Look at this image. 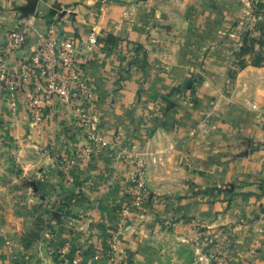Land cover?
<instances>
[{
	"label": "crops",
	"instance_id": "crops-1",
	"mask_svg": "<svg viewBox=\"0 0 264 264\" xmlns=\"http://www.w3.org/2000/svg\"><path fill=\"white\" fill-rule=\"evenodd\" d=\"M232 4L0 0V56H6L8 71L32 53L38 34L52 22L75 41L77 75L93 90L87 109L101 138L84 158L86 130L68 107L53 97L36 122L19 98L13 114L0 81V168L10 153L16 166L32 175V199L43 204L45 223L40 239L23 249L15 228L1 219L0 264H70L74 256L82 264H156L160 256L148 222L176 218L175 230L182 234L202 213L211 215L209 226L230 235L236 263L264 264V66L245 67L235 78L242 86L246 76L255 77L249 80L256 87L253 97H229L231 105L202 108L200 90L193 94L200 97L198 104L190 102L192 92L185 93L198 69L185 64L175 36L186 24L218 21L215 15H225ZM248 4L243 0L235 7L245 6L246 12ZM13 29L26 41L11 53ZM92 37L96 41L90 45ZM208 67L204 84H215L219 75ZM250 100L255 107L248 106ZM66 159L75 164L67 168ZM136 160L145 164L147 194L155 202L130 210L122 224ZM112 233L116 239L110 247ZM62 246L66 252L59 256ZM9 251L12 262L6 258ZM95 251L101 253L98 258Z\"/></svg>",
	"mask_w": 264,
	"mask_h": 264
},
{
	"label": "rangeland",
	"instance_id": "rangeland-1",
	"mask_svg": "<svg viewBox=\"0 0 264 264\" xmlns=\"http://www.w3.org/2000/svg\"><path fill=\"white\" fill-rule=\"evenodd\" d=\"M232 3L230 8H226L225 15H215L218 21L189 23L186 24L188 27H183L181 33L176 32L175 35L180 41L179 50L185 64L198 69L195 78L189 79L184 86L185 93L192 92L190 102L198 104L197 98L200 97L193 94L195 89L200 90L199 94L205 95V104L200 106L202 108L204 105L210 109L231 105L229 97L232 100H236L237 96L253 97L256 87L249 80L255 77L252 74L246 76L243 82L247 83L242 86L236 83L235 78L245 67L264 66V0H250L246 12L242 11L245 6L235 7L236 3L243 4V0H232ZM215 10L217 14L221 8ZM206 66L215 68L211 69L212 72L219 75L215 84H204L205 70L211 72ZM201 89L207 93L201 92ZM248 106L255 107L254 102L250 100ZM24 172V169L16 166L13 155L8 153L5 164L0 168V220H6L9 227L15 228L19 243L23 235L41 229L40 218L43 216V212L37 208L41 203L32 199L35 188L32 175ZM153 199L148 193L146 201L133 209L139 211L150 207L155 202ZM202 203H206V200ZM126 216L122 224L126 223ZM207 219H211V215L200 214L197 222L182 234L175 230L173 222L176 218L159 216V220L148 222L152 225L150 236L153 235L155 241L153 250L160 256L156 264H239L235 259L237 252L228 248L230 235L222 228L209 226ZM7 241L10 245V240ZM11 256L10 251L6 253V258L12 262L14 258Z\"/></svg>",
	"mask_w": 264,
	"mask_h": 264
},
{
	"label": "built area",
	"instance_id": "built-area-1",
	"mask_svg": "<svg viewBox=\"0 0 264 264\" xmlns=\"http://www.w3.org/2000/svg\"><path fill=\"white\" fill-rule=\"evenodd\" d=\"M26 36L18 29L9 33L8 49L11 53L19 50L25 43ZM96 39L90 38L93 45ZM76 43L65 36L56 22L47 25L44 33L38 34L36 46L32 53L17 65L14 72L8 71L6 56H0V81L7 87V99L11 113L16 114L19 98L27 104L33 119L41 122L43 107L53 97L71 111L75 123L86 130L87 145L83 148L84 158L91 157L92 143L101 138L91 127L92 121L87 109L93 101V90L83 80L78 78L76 63ZM68 168L75 164L74 159H66ZM147 198L146 168L142 160H136L128 200L121 212L122 219L127 213L143 204ZM114 233L109 235L108 244L115 242ZM9 241H5L8 247ZM66 247L58 249V255H65ZM101 253L95 251L94 258ZM70 264H82L80 256H74Z\"/></svg>",
	"mask_w": 264,
	"mask_h": 264
},
{
	"label": "trees",
	"instance_id": "trees-1",
	"mask_svg": "<svg viewBox=\"0 0 264 264\" xmlns=\"http://www.w3.org/2000/svg\"><path fill=\"white\" fill-rule=\"evenodd\" d=\"M113 41H115V40H113ZM136 50H139L138 46L136 47ZM37 208H39L43 212V205L42 204L38 205ZM40 222H41V229H39L38 231H35V232L34 231L28 232L27 234H25L21 237L20 244L23 247V249L29 248L33 243H35L39 240L40 233H42V230H43L44 225H45L42 215L40 218ZM13 263L16 264L14 261H13Z\"/></svg>",
	"mask_w": 264,
	"mask_h": 264
}]
</instances>
